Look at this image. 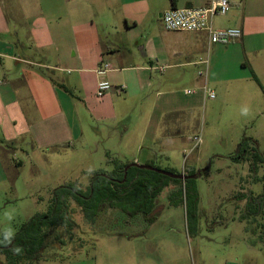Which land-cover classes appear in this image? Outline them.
I'll use <instances>...</instances> for the list:
<instances>
[{
  "label": "rangeland",
  "instance_id": "rangeland-1",
  "mask_svg": "<svg viewBox=\"0 0 264 264\" xmlns=\"http://www.w3.org/2000/svg\"><path fill=\"white\" fill-rule=\"evenodd\" d=\"M223 18L218 16L214 21L222 23ZM155 30L170 40L178 35L162 25ZM236 41L208 45L202 40L196 52L180 48L189 54L186 60L201 61L197 68L184 69L205 71V75L200 74L201 86L212 90L214 99L185 94L197 90L189 79L180 77L156 89L160 93L172 91L174 96V105L166 106L168 99L163 97L160 108L187 103L195 109L169 117L179 123L161 136L168 158L157 153L147 164L173 174L201 170L194 182L199 195L196 211L192 213L188 207L183 183L162 177L167 184L162 187L149 177L136 188L134 205L142 213L133 218L107 209L92 223L76 209L74 221L59 229L61 236L51 250L57 257L66 258L68 264H264V238L252 235L253 216H243L244 202L234 199L241 188L254 194L264 189V163L257 174L259 181L254 182L248 175V163H235L231 158L243 138L247 143L248 139L255 141L251 145L264 158V72L241 65L246 58L234 46ZM133 103V114L111 125L97 124L84 109V136L62 149L39 151L26 144L0 145V234L15 233L36 213L44 212L51 190L63 183L84 185L90 171H110L115 160L134 164L140 159L144 163L146 151L142 149L139 155L141 147L135 145L133 135L122 142L115 138L139 120V99ZM135 128L140 132V126ZM110 134L114 136L108 137ZM193 136L201 138L194 150L190 142ZM157 147H162L160 142L154 149ZM16 160L22 163L15 165ZM120 207L133 214L132 204L125 201ZM48 254L46 250L44 255ZM58 260L33 264H62Z\"/></svg>",
  "mask_w": 264,
  "mask_h": 264
},
{
  "label": "crops",
  "instance_id": "crops-1",
  "mask_svg": "<svg viewBox=\"0 0 264 264\" xmlns=\"http://www.w3.org/2000/svg\"><path fill=\"white\" fill-rule=\"evenodd\" d=\"M208 3L0 0V145L26 144L39 151L62 149L84 136V109L97 124H119L133 114V102L139 99V120L115 138L122 142L133 135L135 145L141 147L139 155L146 151L144 163L136 159L133 162L137 164L148 165L157 153L167 157L161 136L179 123L169 117L195 107L180 103L160 108L163 97L168 99L166 106L174 105V96L172 91L160 93L156 89L180 77L189 79L197 90L185 94H200L204 99L200 73L206 72L185 70L197 68L201 61L186 60L189 54L184 50L199 51L202 40L212 43L205 32L169 31L178 34L170 40L155 29L162 25V13L170 8L204 7ZM218 16L224 17L222 23H215ZM210 24L214 29H240L234 46L246 58L241 65L264 72V0H232L227 13L212 17ZM184 44L188 47L183 48ZM101 62L111 66L105 77L113 88L98 97L95 70ZM161 63L166 64L163 71L158 70ZM157 142L162 147L154 149ZM21 163L16 160L15 165Z\"/></svg>",
  "mask_w": 264,
  "mask_h": 264
},
{
  "label": "trees",
  "instance_id": "trees-1",
  "mask_svg": "<svg viewBox=\"0 0 264 264\" xmlns=\"http://www.w3.org/2000/svg\"><path fill=\"white\" fill-rule=\"evenodd\" d=\"M62 88L70 93L66 87ZM246 139L243 138L239 143L231 158L235 163L247 162L248 175L256 182L259 181L257 174L259 167L264 163V158L257 147L251 145L255 144V141L248 139L250 144L248 145L247 141L245 142ZM114 165L110 171H90L87 183L84 185L74 181L55 187L51 190L44 212L36 213L27 222L21 224L13 234L1 233L0 264H33L35 261H55L57 258H59L58 261H65L66 258L57 257L55 251L51 250L56 248L55 241H58V237L61 236L62 230L59 232V229L62 227L66 229L68 224L74 221L73 212L77 209L86 222L92 223L97 222L107 209H117L129 218H133L142 213V210L134 205L133 196H135L136 188L149 177L158 180L157 185L162 187L167 185L164 178L178 184L183 183L182 190L186 202L189 201L188 207L192 213L196 211L199 195L194 182L200 176L201 170L184 171L187 176L193 175L194 178H188L182 182L118 160L114 161ZM248 190L241 188L234 199L244 202L243 210L246 214L243 216H253L252 224L249 223L252 235L257 234L258 238H264V189L258 194ZM125 201L133 205V214L120 207ZM143 214L147 217V214ZM249 242L253 243L252 240ZM60 243L62 244V241ZM46 250L48 255H44Z\"/></svg>",
  "mask_w": 264,
  "mask_h": 264
},
{
  "label": "built area",
  "instance_id": "built-area-1",
  "mask_svg": "<svg viewBox=\"0 0 264 264\" xmlns=\"http://www.w3.org/2000/svg\"><path fill=\"white\" fill-rule=\"evenodd\" d=\"M232 0H209L204 7H173L164 11L161 15L163 28L167 31H183L199 33L205 32L209 43L227 44L241 35L238 28L214 29L211 24V18L217 15H224L230 8ZM165 65L158 67L159 71L165 69ZM111 70L110 64L106 62L99 63L95 72L98 76L95 95L103 96L109 92L113 86L105 77V74ZM201 74V73H200ZM122 90L121 88H117ZM204 94L209 99H214V92L203 87ZM191 93V91H186ZM192 150L199 147L201 143L200 136H193L190 140ZM191 151V150H190ZM187 158V156L185 155Z\"/></svg>",
  "mask_w": 264,
  "mask_h": 264
},
{
  "label": "water",
  "instance_id": "water-1",
  "mask_svg": "<svg viewBox=\"0 0 264 264\" xmlns=\"http://www.w3.org/2000/svg\"><path fill=\"white\" fill-rule=\"evenodd\" d=\"M132 165H134L136 167H139V168H145L147 170H152V171H154L156 173L162 174V175L167 176V177L172 178V179H179V180L184 181V180H187L188 178H194L193 175L192 176H187L186 174H183V173H181V174H173V173H170V172L159 170L157 168H153V167L148 166V165H140V164H137V163H134Z\"/></svg>",
  "mask_w": 264,
  "mask_h": 264
}]
</instances>
